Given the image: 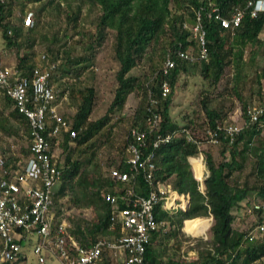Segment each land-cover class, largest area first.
Segmentation results:
<instances>
[{
	"label": "trees",
	"instance_id": "trees-1",
	"mask_svg": "<svg viewBox=\"0 0 264 264\" xmlns=\"http://www.w3.org/2000/svg\"><path fill=\"white\" fill-rule=\"evenodd\" d=\"M247 1H0V52H15L18 63L14 69L20 77H32L37 65L34 58L38 44L46 46L43 54L48 62L54 64L59 60L60 51L69 47L61 66L55 65L51 71L48 84L53 89L56 88L54 92L60 96L58 100L67 95V100L70 98L77 102L71 119L60 113L70 129L76 133L74 139L68 133L63 134L61 144L74 142L77 148L84 146L91 151L92 157L84 168L78 160L71 161L70 153L63 166L56 163L62 171V177L53 202L69 193L77 208L91 209L94 212V221L78 216H73L70 220L72 227L68 232L80 245L88 247L98 238L120 235L118 221L114 224V231L110 230L112 206L104 198L106 194H113L115 187L108 177V170L111 166H116L121 171L130 172L125 148L130 144L138 145L137 136L142 134L144 154L154 153V182L167 184L176 193L189 197L187 208L172 214L161 206L154 208L158 228L150 234L145 261L152 264H260L264 260V237L256 238L252 242L247 238L248 232L256 224L264 223V211H253L255 220H250L248 227H233L236 220L239 221L241 216L248 214L252 203H264V91L261 85L264 67L258 64L264 57V14L258 13L252 18L250 10L247 9L240 26L233 31L223 29L218 22L209 21L205 17L212 8H218L223 17L229 18L232 10L236 7L243 8ZM196 11H201L203 16L207 51L205 59L199 57L200 49L196 41L184 28L185 24L194 23ZM28 13L33 15L31 27L24 26ZM85 26L93 27L96 31V34H89V42L87 35L82 32ZM107 30L114 33V59L119 66L115 73L116 87L105 114L92 121L90 116L96 102V88L94 85H75L79 84L84 72L90 70V66L85 63L93 59L95 48L104 40V32ZM75 35L80 36L79 42L86 56H72L75 47L71 46V39ZM225 47L227 53H224ZM189 49L194 57L192 61L179 57L180 52ZM166 55L172 58L175 66L164 73ZM225 55L229 60H225ZM134 69L141 70V74L134 75ZM89 72L93 77L94 72ZM227 72L231 74L227 87L221 92L219 90ZM250 76L254 77L257 85V105L263 108V113L252 124L244 114L242 121L245 126L234 142L229 144L221 127L231 112H224L221 103L225 97H232L237 99L245 111L251 100L242 94L240 86ZM187 77L201 79L198 106L205 116L208 129L217 134L220 147L219 161L215 162L210 154L204 156L207 175L203 180V191L195 179L200 177L197 168L188 162L189 157L199 154L198 145L189 142L185 135L189 131L192 136L191 132L196 126L194 119L187 113L181 114V120L177 121L170 114L175 90L178 87L185 88ZM69 79L77 84L70 86ZM164 82L170 86L166 97L161 94ZM53 83L56 84L55 87ZM131 95L142 97L143 101L127 120L129 124L124 136V152L119 162L112 161L102 168V163L96 156V140L98 142V136H104V130L112 120L111 116L116 118V124L125 120L123 112ZM0 100V131L18 135L23 129L28 139L27 150L22 157L1 156L6 166L17 168L19 161L25 163L30 156L29 127L25 118L17 113L11 100L4 96ZM8 108L11 111L5 115ZM191 113H195L194 108ZM155 116L158 118L156 125L153 123ZM48 131L45 132V137L53 153L59 137L50 136ZM165 135H170L171 139L167 143H160L154 149L153 143ZM247 161H250V171L246 180L238 184L233 181L234 172L245 169ZM93 167L96 175L88 179L87 174ZM133 187V196H147L148 186L142 171L137 174ZM123 208L124 203L118 201V209ZM60 212H57V224L62 220ZM208 218L212 222L207 231V239L199 238L191 242L193 239L182 229L189 230V222L207 221ZM159 238L171 241L175 250H180L184 242L188 243L185 253L194 251L195 257L187 261L168 259L163 262L159 250L156 249V240ZM99 264H111L106 254Z\"/></svg>",
	"mask_w": 264,
	"mask_h": 264
},
{
	"label": "built area",
	"instance_id": "built-area-1",
	"mask_svg": "<svg viewBox=\"0 0 264 264\" xmlns=\"http://www.w3.org/2000/svg\"><path fill=\"white\" fill-rule=\"evenodd\" d=\"M247 9L250 10L252 18L258 13L264 14V0H248L243 8L236 7L232 10L229 18L223 17L218 8H212L205 17L209 21L218 22L221 28L233 31L240 26ZM32 25L33 15L28 13L24 26ZM184 28L196 41L200 49L199 57L205 59L207 51L201 11H196L194 23L185 24ZM178 55L184 60L194 59L190 49ZM39 62L44 65L37 63L32 77L27 79L20 77L14 68L5 66L0 52V94L11 100L17 113L25 118L30 135V156L25 163L19 161L16 164L17 168H11L6 166L0 156V264H23L26 260L25 244L32 246L38 264H45L49 258L56 259L60 264H99L103 261L104 254L111 264H152L146 262L144 256L150 234L158 228L154 208L161 206L172 214L186 209L189 197L176 193L167 184L154 182V153L144 154L145 146L142 142L144 136L140 134L136 139L138 145L130 144L125 148L130 172L121 171L116 166H111L108 170V177L115 187L114 193L106 194L104 198L112 206L110 230L114 231V224L118 221L120 235L98 238L88 247L80 245L68 233L65 221L61 220L57 224L52 212L53 196L61 182L62 171L57 166L48 139L45 137L47 130L50 136L61 137L68 133L71 139L75 138L76 133L70 129L58 111V106L67 101V95L58 100L53 87L48 84L55 64L48 62L43 53ZM174 66L172 58L166 55L164 73ZM169 92L170 86L164 82L161 87L162 97H166ZM262 113L263 108L248 105L240 115L243 117L245 114L252 124L259 120ZM157 121L158 118L155 116L153 123L156 125ZM242 125L229 122L221 127L229 144L234 142L235 137L244 128L245 122ZM185 135L189 142L198 145L189 131H186ZM206 136L210 144L214 146L219 144L214 131L206 130ZM170 139V135L160 137L153 143V148H157L160 143H167ZM199 155L200 157L196 159L201 163L203 157L200 151ZM192 158L195 157L188 158L191 166ZM141 171L145 174L148 186V194L145 197L133 196V183ZM118 201L124 203L123 209H118ZM253 211H264V203L260 201L252 203L247 213L252 215ZM263 237L264 223L256 224L247 235L249 242ZM194 257V251L186 256L182 255L183 261Z\"/></svg>",
	"mask_w": 264,
	"mask_h": 264
},
{
	"label": "rangeland",
	"instance_id": "rangeland-1",
	"mask_svg": "<svg viewBox=\"0 0 264 264\" xmlns=\"http://www.w3.org/2000/svg\"><path fill=\"white\" fill-rule=\"evenodd\" d=\"M190 25V24H187ZM82 32L86 34V39L89 42L88 36L91 33L96 34V31L93 27H88L85 26L82 29ZM114 33L111 31H106L104 32V40L98 45V47L95 48V52L93 55V59L90 62L85 63V65H89L90 70L94 72V79L93 77L90 76V70L87 72H84L83 76L79 79V84L75 85L77 83H74L73 80L69 79V85L72 86V84L75 85V87L79 86H88V85H94L96 88V102L94 104V108L92 111V114L90 116V120L94 121L102 117L106 110L107 107L110 103V101L113 98V93L114 89L116 87V81H115V73L118 69V63L114 59V48H113V41H114ZM79 37L78 35H75L71 39V46H74L75 49L73 51L72 56L74 57H82L86 56L87 54L82 50V45L79 42ZM95 36L93 37V39ZM70 46V45H69ZM45 45L44 44H38L36 48V56L34 58V62L38 63L40 65H44V63L39 62L40 55L44 53L45 51ZM67 47L66 49H62L59 54V60L55 65L61 66L63 61L65 60V56L67 54ZM66 50V51H65ZM1 51V50H0ZM224 53H227V47L224 49ZM2 54V62L7 64L8 66L11 67H16V64L18 63V59L15 55V52H9V51H3L1 52ZM226 56V55H225ZM248 57V53H246V58ZM225 60H229L228 57H225ZM259 66L264 67V57L260 59L259 61ZM146 67V66H145ZM60 72V71H59ZM141 70L134 69L132 73L134 75H140ZM229 72H227L222 80V85L220 87L221 92L227 87V81L230 77ZM67 81V80H66ZM94 81V82H92ZM63 82H65V79H63ZM54 87H55V83ZM201 79L199 77H187L186 79V84L185 88H177L175 90L174 96H173V102L170 108V114L171 116L176 119L177 121L181 120V114H187L189 117L194 119V122L196 126L194 131H192V136L193 138L198 142V149L201 152V155L203 157L202 160V177L200 176L197 180L199 183V187L203 190L204 189V184L203 180L207 175V168L205 166V161H204V156L205 154H210L214 161L217 162L220 160V147L219 145L214 146L210 144L207 140L206 136V130L208 129L207 123L205 116L201 112L200 107L198 106L199 103V92L201 88ZM262 85V90L264 91V79L261 82ZM56 90V88H54ZM240 90L242 94L248 98L250 105L253 106H258V95H256L257 91V85L255 84L254 77L250 76L247 82L243 83L240 86ZM58 96V94H56ZM226 96V95H225ZM2 95L0 94V98ZM60 97V96H58ZM1 101V100H0ZM143 98L136 97L135 95H131L126 103L125 110L123 112V116L125 117V120H122L120 123H115L116 118L111 116V122L109 123V127L104 130V136H98L96 143L97 146L95 147V151L97 152V159L101 161L102 163V168L106 167L107 164H109L112 161H115L116 163L119 162L121 158V154L124 152V136L128 128V119L131 117L132 114L137 110L138 106L140 103H142ZM64 102V103H63ZM59 106H58V111L62 115L68 117L69 119L72 118L77 102L75 100H72L68 98L67 101H63ZM221 102V101H220ZM248 103V104H249ZM224 107V112L230 113L228 116V119L224 123H229V122H236L240 126H243L242 123V115H240V112H242V105L237 101V99L232 98V97H225L224 100L221 103ZM1 105V102H0ZM195 109V113L192 114L191 110ZM228 109V111H227ZM11 111V108H8L5 110V115ZM111 127L112 130L109 131V128ZM61 138L63 136L59 137L58 143L55 145L54 149V158L56 159L57 163L63 166L66 161V156L71 157V161L78 160L81 163V166L87 167L88 161L91 159V151L89 152L84 146L82 147H75L74 142H70L68 144L62 143L61 144ZM27 135L25 134L24 130H20L18 135H9V134H4L0 131V156H5L7 157L8 155H13L14 157H22V154H24V151L27 150ZM82 153H81V152ZM4 153V154H3ZM200 157L198 154L195 156L194 160H197ZM197 158V159H196ZM97 160V161H98ZM193 160V161H194ZM198 161V160H197ZM100 164V163H99ZM94 168V167H93ZM250 171V161H247V164L245 166V169L241 170L240 172H234L233 175V181H236V183L240 184L243 183L246 180V176ZM95 168L93 170L90 169L89 173L87 174L88 179H92L95 177ZM195 176V173H194ZM252 180V179H250ZM202 183V184H201ZM203 185V186H202ZM252 198L254 194H251ZM62 209L64 211L70 212L74 210L76 213V216L81 217V218H87L91 221L95 220V215L94 212L91 209H79L76 207V205L73 203L72 196L67 193L65 196H60L54 201V205L52 207V212L55 216V219L58 218V211H61ZM72 214V213H71ZM74 216V214H72ZM71 215V216H72ZM241 216V215H240ZM250 216V217H249ZM64 217L62 214L61 219ZM209 222V227L211 225V218L206 219ZM250 220H255V217H253L250 214H247L245 216H241L239 221H235L233 224V227L236 229H242L248 227ZM190 227V223H189ZM208 227V229H209ZM189 229V228H188ZM207 229V231H208ZM185 229H182V231ZM207 231L199 236L192 237L190 236L193 240L191 242L203 238L207 239L208 233ZM184 233H186L184 231ZM187 235V234H186ZM158 240V239H157ZM193 244V243H189ZM172 242L171 241H166L162 240L161 244L158 246V250L160 252V256L164 260L168 259H177V260H182V255H187L185 253L188 243L184 242L183 246L181 247L180 250H175L172 248ZM24 253L26 256V260L23 264H38L37 258L32 252V246L25 244L24 245ZM264 261V260H263ZM263 261L260 262V264L263 263ZM45 264H60L59 261L56 259L49 258L46 260Z\"/></svg>",
	"mask_w": 264,
	"mask_h": 264
},
{
	"label": "bare ground",
	"instance_id": "bare-ground-1",
	"mask_svg": "<svg viewBox=\"0 0 264 264\" xmlns=\"http://www.w3.org/2000/svg\"><path fill=\"white\" fill-rule=\"evenodd\" d=\"M193 160L194 158L191 159L192 166L197 168L198 173L201 176V173L203 170L202 164L200 163V160L198 161L197 160L193 161ZM208 227H209L208 221L191 222L190 229L185 230V232L192 237H196V236L204 234L207 231Z\"/></svg>",
	"mask_w": 264,
	"mask_h": 264
},
{
	"label": "crops",
	"instance_id": "crops-1",
	"mask_svg": "<svg viewBox=\"0 0 264 264\" xmlns=\"http://www.w3.org/2000/svg\"><path fill=\"white\" fill-rule=\"evenodd\" d=\"M4 62V61H3ZM5 66H7V67H10V66H8L7 64H5V63H3ZM13 68V67H12ZM15 68V67H14ZM204 190V189H203ZM202 190V191H203ZM74 214V216H76V213L74 212V210H72V211H70V212H65L64 211V209H62V214L64 215V217L62 218V221H65V223L67 224V231L69 230V229H71V227H72V222L70 221L71 220V218H73V215L72 214ZM72 215V216H71ZM183 232H184V230H183ZM69 233V232H68ZM185 234H187V233H185ZM187 235H189V234H187ZM162 240H164L163 238H159L158 240H156V243H157V246H156V249L158 250V246L161 244V242H162ZM190 245H192V244H190ZM193 251H189L188 253H192ZM187 253V254H188ZM160 259H162L163 260V262H165V261H167V260H164L162 257H160ZM175 260H177V259H175Z\"/></svg>",
	"mask_w": 264,
	"mask_h": 264
}]
</instances>
